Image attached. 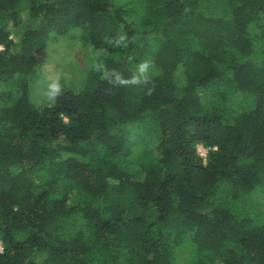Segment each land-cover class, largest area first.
<instances>
[{"label": "trees", "instance_id": "16d2710c", "mask_svg": "<svg viewBox=\"0 0 264 264\" xmlns=\"http://www.w3.org/2000/svg\"><path fill=\"white\" fill-rule=\"evenodd\" d=\"M73 32L84 86L39 108ZM261 190L264 0H0V264H264Z\"/></svg>", "mask_w": 264, "mask_h": 264}, {"label": "rangeland", "instance_id": "374dc122", "mask_svg": "<svg viewBox=\"0 0 264 264\" xmlns=\"http://www.w3.org/2000/svg\"><path fill=\"white\" fill-rule=\"evenodd\" d=\"M136 31L140 25L136 17L130 19ZM20 30L13 31L12 37L17 40ZM93 49L86 44L78 32H73L68 38L51 40L47 49L42 53L39 66V78L32 85L31 102L39 108L52 103L54 95L63 89L80 91L85 83L88 70L94 56ZM152 144L141 145L138 152H150ZM255 210L264 212V190L259 191L250 201ZM2 246L0 244V250ZM189 256L184 253L183 257Z\"/></svg>", "mask_w": 264, "mask_h": 264}, {"label": "built area", "instance_id": "2783aa9c", "mask_svg": "<svg viewBox=\"0 0 264 264\" xmlns=\"http://www.w3.org/2000/svg\"><path fill=\"white\" fill-rule=\"evenodd\" d=\"M198 153H199V155H200L202 158L206 159V156H207V150L204 149L202 146H199V148H198ZM0 251H2V249H1Z\"/></svg>", "mask_w": 264, "mask_h": 264}]
</instances>
